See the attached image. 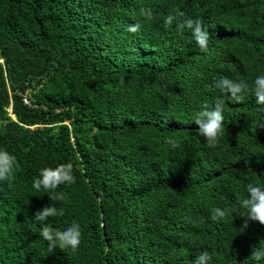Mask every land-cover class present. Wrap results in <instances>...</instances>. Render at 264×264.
<instances>
[{
    "label": "trees",
    "instance_id": "1",
    "mask_svg": "<svg viewBox=\"0 0 264 264\" xmlns=\"http://www.w3.org/2000/svg\"><path fill=\"white\" fill-rule=\"evenodd\" d=\"M177 12L202 22L206 52L165 25ZM259 75L264 0H0V148L19 165L0 182V264H193L201 251L211 264H264L251 256L264 226L242 230L238 203L264 185V105L224 97L215 148L194 122L218 80L251 87ZM67 163L65 215L46 223L77 221L81 243L50 252L33 217L52 202L32 183ZM216 207L230 215L213 221Z\"/></svg>",
    "mask_w": 264,
    "mask_h": 264
},
{
    "label": "clouds",
    "instance_id": "2",
    "mask_svg": "<svg viewBox=\"0 0 264 264\" xmlns=\"http://www.w3.org/2000/svg\"><path fill=\"white\" fill-rule=\"evenodd\" d=\"M140 15L147 20H151L152 10L141 8ZM184 14L177 12L166 17L164 23L167 26L175 25L178 30L183 33L188 31L191 33L196 45L202 52L208 50L210 35L205 30L202 22L199 19L187 18L181 19ZM140 24L129 25L127 31L136 33L140 30ZM220 93L216 96L213 103L205 102L201 105V110L196 113L194 122L198 125L197 133L203 137L210 148H215L225 136L224 127V107L225 99L232 100L236 103H243L246 95L249 92L254 93L256 103L264 105V75H259L253 81L250 87L248 82L244 80H232L228 77H223L218 80L214 86ZM264 127V122L259 123ZM167 143L173 149L180 144L178 138H169ZM18 161L15 155L9 153L6 149L0 148V182H11L15 179L16 171L18 169ZM76 182V177L73 174V166L71 163L59 164L56 167H45L39 172V175L34 179L32 188L37 192H44L47 194L51 205L45 206L34 214L35 221L41 226L40 236L47 242V247L50 252L56 249L77 251L81 243V226L73 220L71 225L64 230H57L53 228L49 218L62 217L65 215L63 208H57V201H64L66 199L64 193L57 192V189L62 185L69 186ZM246 196L238 203L239 207L244 211L240 215L243 223L241 229L248 227L249 222H258L264 226V185H257L249 183L246 186ZM230 215L228 209H221L216 207L212 210L211 219L213 221H223ZM252 258L259 262L264 259V246L253 250ZM212 257L207 251L199 252L193 264H211Z\"/></svg>",
    "mask_w": 264,
    "mask_h": 264
}]
</instances>
